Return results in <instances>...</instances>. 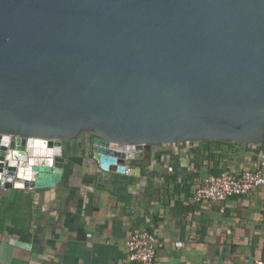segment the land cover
Returning a JSON list of instances; mask_svg holds the SVG:
<instances>
[{
	"label": "water",
	"instance_id": "water-1",
	"mask_svg": "<svg viewBox=\"0 0 264 264\" xmlns=\"http://www.w3.org/2000/svg\"><path fill=\"white\" fill-rule=\"evenodd\" d=\"M0 135L22 190L82 136L119 173L154 145L263 144L264 0H0Z\"/></svg>",
	"mask_w": 264,
	"mask_h": 264
},
{
	"label": "crops",
	"instance_id": "crops-1",
	"mask_svg": "<svg viewBox=\"0 0 264 264\" xmlns=\"http://www.w3.org/2000/svg\"><path fill=\"white\" fill-rule=\"evenodd\" d=\"M86 139L63 145L55 186L0 185V264H132L135 230L160 244L155 264H264V187L222 203L191 198L208 175L255 170L264 143L154 145L119 173L100 168Z\"/></svg>",
	"mask_w": 264,
	"mask_h": 264
},
{
	"label": "built area",
	"instance_id": "built-area-1",
	"mask_svg": "<svg viewBox=\"0 0 264 264\" xmlns=\"http://www.w3.org/2000/svg\"><path fill=\"white\" fill-rule=\"evenodd\" d=\"M0 141H6L7 143L6 149L3 150L0 142V168L2 169L0 185L2 188H6L9 184L12 186V183L7 181L8 176L6 174L7 171L4 169V162L11 159L13 137L0 135ZM46 161H48L50 166L52 165V158H48ZM23 166H26V163L18 160L16 168ZM128 172L129 168L126 167L124 173ZM259 187H264V153L255 170H244L239 174L222 171L218 174L208 175L202 184L195 189L191 198L194 203H200L205 200L222 203L233 196L247 195ZM159 246L160 244L151 232L135 230L125 243L127 259L132 264H155L156 251ZM255 264L263 263L258 261Z\"/></svg>",
	"mask_w": 264,
	"mask_h": 264
},
{
	"label": "trees",
	"instance_id": "trees-1",
	"mask_svg": "<svg viewBox=\"0 0 264 264\" xmlns=\"http://www.w3.org/2000/svg\"><path fill=\"white\" fill-rule=\"evenodd\" d=\"M208 159H209L210 161H213V160H214V159H213V156H211V155L208 157Z\"/></svg>",
	"mask_w": 264,
	"mask_h": 264
}]
</instances>
